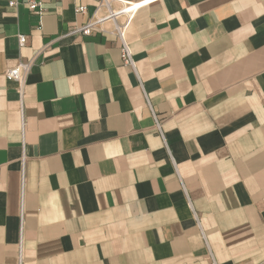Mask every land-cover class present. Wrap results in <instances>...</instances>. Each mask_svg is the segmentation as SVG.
Here are the masks:
<instances>
[{
	"label": "crops",
	"instance_id": "0c3cea01",
	"mask_svg": "<svg viewBox=\"0 0 264 264\" xmlns=\"http://www.w3.org/2000/svg\"><path fill=\"white\" fill-rule=\"evenodd\" d=\"M11 1L0 264L19 243L23 264H264V0L142 7L126 32L136 74L114 37L59 38L95 0H34L41 15ZM34 57L20 98L5 72Z\"/></svg>",
	"mask_w": 264,
	"mask_h": 264
},
{
	"label": "built area",
	"instance_id": "2783aa9c",
	"mask_svg": "<svg viewBox=\"0 0 264 264\" xmlns=\"http://www.w3.org/2000/svg\"><path fill=\"white\" fill-rule=\"evenodd\" d=\"M156 1L159 0H95L93 11L89 15L87 20L81 25H74L69 27L62 35H60L59 38L75 39L89 36L92 33H100L102 35L114 37V39L119 43L120 59L122 64L130 68L135 73V63L130 47L126 40V32L130 27L131 23L133 22L138 10ZM16 5L17 1L15 0L9 2L10 7H15ZM26 5L28 7V10L33 14L41 15L43 12V7L40 2L34 0H27ZM75 12L77 14H87V7H76ZM26 42L27 37L25 35H18L19 48L24 47ZM35 57L27 62L19 63L16 67L8 69L5 72V76L8 79H11L18 83V94L20 98H22L23 96L24 85L34 64ZM146 102L154 121V127L163 139L160 128L161 122L158 120L155 113L151 110V107L147 100ZM20 112L21 131L23 133L25 121L22 106ZM17 264H23L21 243H19ZM208 264L217 263L213 259V257L210 256Z\"/></svg>",
	"mask_w": 264,
	"mask_h": 264
}]
</instances>
